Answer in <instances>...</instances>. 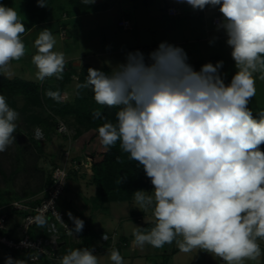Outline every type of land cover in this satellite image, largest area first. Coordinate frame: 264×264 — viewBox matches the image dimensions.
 Here are the masks:
<instances>
[{
  "label": "clouds",
  "instance_id": "1",
  "mask_svg": "<svg viewBox=\"0 0 264 264\" xmlns=\"http://www.w3.org/2000/svg\"><path fill=\"white\" fill-rule=\"evenodd\" d=\"M193 10L219 7L222 30L237 69L230 84L219 74L223 61L204 64L199 71L187 63L181 47L167 42L149 53L129 52L126 62L108 73L88 69L84 83L94 101L117 108L116 120L97 129L100 143L120 150L143 168L153 185L152 194L133 193L141 211L151 209L154 226L135 227L133 245L162 248L174 241L182 253L204 251L224 264H259L264 241V112L253 117L248 104L256 95V76L264 80V0H179ZM85 5L95 0H82ZM47 7L46 0H37ZM26 27L17 11L0 4V73L26 54L21 37ZM48 28L34 42L32 64L36 79H63L67 63ZM45 95L60 103L59 90ZM19 113L0 94V153L11 146ZM94 119H104L93 112ZM117 163H121L119 157ZM125 176L117 183L121 184ZM80 233L84 221L68 214ZM37 224L47 221L37 217ZM179 237V239H178ZM104 239H107L105 236ZM92 248L70 249L59 264H99ZM35 259V257H32ZM111 264H125L118 249L109 254ZM5 264H28L8 256Z\"/></svg>",
  "mask_w": 264,
  "mask_h": 264
},
{
  "label": "rangeland",
  "instance_id": "2",
  "mask_svg": "<svg viewBox=\"0 0 264 264\" xmlns=\"http://www.w3.org/2000/svg\"><path fill=\"white\" fill-rule=\"evenodd\" d=\"M105 1L109 3L108 7L87 14H76L72 11L75 9L69 6L68 0H53L45 8L46 11L32 15L26 9L23 0H0V4L14 8L28 27L21 37L26 47V54L19 61L11 62L7 73L0 74L10 78L20 76L32 79L39 84L47 83L54 90L61 92L63 101L73 104L81 101L88 108L94 107L96 102L90 95V89H81L79 97L76 95L78 73L82 65L77 66L76 63L67 61L63 73L68 70L76 72L69 82L64 79L57 80L55 77L46 78L43 82L36 79L37 69L32 64V56L36 53L34 42L40 31L48 28L56 40L54 51H62L65 57H68L69 53L81 55L84 52L90 54L98 52L92 54L86 61L96 65L106 63L114 68L126 60L127 54L132 52L133 45L156 43L158 47L160 43L167 42L185 51L188 57L187 63L195 71H199L206 63L215 65L223 61L219 74L226 85L230 84L237 69L231 57L232 50L226 43L225 33L213 29L212 26L214 15H219L221 18L218 6L193 10L187 3L179 0ZM171 3L179 6L182 11L180 15L170 16L166 13ZM124 8L129 11L133 20V26L129 29L117 24ZM66 15L69 16L65 17ZM43 18L47 21L36 25V21ZM209 27L212 29L206 32L205 29ZM63 28L65 31L62 30ZM206 35L209 38L199 40L195 38ZM193 37L195 40L190 41ZM255 76L256 95L248 104L252 112L264 110V80L259 79L258 73ZM0 94L6 97L9 106L19 113L17 128L13 133L15 141L5 152L0 153V205L13 199L42 197L46 192L48 175L55 165L65 162L64 151L70 147L72 153L75 150L82 158L83 163L71 173L64 192L65 204L68 205L73 217L84 219L88 223L89 229L81 232L93 230L92 238L95 242L93 241L90 247L97 246L98 250L93 254L98 256L99 264H111L109 254L114 248L119 250L125 264H160L165 258V249L167 251L178 249L175 241L159 249L146 244L141 250L133 245L134 228L141 227L146 221L154 220L151 209L141 211L135 205L134 198L105 202L99 204L100 207L94 211L98 207L94 199L96 186L92 182L88 161L84 156L91 147L82 145L84 139L93 132L91 125L77 121L73 113L62 114L49 106L43 89L37 95L40 100L37 102L34 98L23 94L1 91ZM37 117H41V120H37ZM60 121H64L67 125L66 132L58 128ZM152 190L153 187L144 189L149 195L152 194ZM132 209L139 210V214L137 216L131 214ZM76 212H79L81 217ZM89 214L91 216H88ZM67 218L69 219L68 214ZM103 230L111 234V240L100 241L99 235ZM17 233L19 230H16ZM60 240H63L60 249L62 254L70 249L83 248L84 245L82 240L76 241L66 235L61 236ZM259 243L264 253V241ZM8 256L24 259L28 264H59L60 261L50 263L42 259L32 262L25 252L12 251L0 245V264H5ZM166 262V264H224L220 258L213 257L207 252L194 250L186 254L179 249L171 254ZM246 264H255V262L247 261ZM259 264H264V255L260 257Z\"/></svg>",
  "mask_w": 264,
  "mask_h": 264
},
{
  "label": "trees",
  "instance_id": "3",
  "mask_svg": "<svg viewBox=\"0 0 264 264\" xmlns=\"http://www.w3.org/2000/svg\"><path fill=\"white\" fill-rule=\"evenodd\" d=\"M53 0H46L47 7L52 3ZM26 9L35 15H39L40 11H46V7H39L37 4V0H23ZM69 6H74L77 12H87L96 9L104 8L106 2H102L101 4H89L85 5L82 3V0H68ZM68 12V11H67ZM22 21V20H21ZM47 21L45 18L39 19L36 23ZM23 22V21H22ZM24 23V22H23ZM25 25V24H24ZM26 29L28 27L25 25ZM149 56H147L146 63H150ZM94 68L97 70L104 71L106 73L110 72V68L107 65L97 66L91 63L85 62L82 64L80 71L78 73V83H84L88 74V69ZM75 70H68L63 73V79L66 82L72 80V76L75 74ZM41 89L46 93L48 90L56 91L52 88V86L47 83L39 84L38 82L32 79L22 78L20 76L15 77H5L0 74V91L7 92L9 94H23L29 96L30 98H34V101H40L37 98V95L40 93ZM90 95L93 98V93L90 89ZM46 96V95H45ZM36 97V98H35ZM79 97V96H77ZM46 102L49 106L56 109L58 112L62 114L73 113L76 116L77 121H80L84 124L91 125L93 132L84 139L82 145H89L91 149L86 151L84 156L87 158L89 165V172L91 174L92 182L96 186V192L94 199L96 204H103L105 202L113 201V200H131L134 198L133 193L137 190L151 189L153 185L151 184L150 179L145 175L143 168L138 165L136 161L130 160L128 154L123 153L120 150L119 142H117L116 146L112 147L109 150H105V148L100 143L97 129L99 126H102L105 122H113L116 120V112L117 108H107L98 105L97 103L94 107L88 108L84 106L81 101H76V104H73L68 101H62L57 103L56 101L48 98L46 96ZM99 110L104 117V119H94L93 112ZM264 112L254 111L252 112L253 117L255 119H259V113ZM37 120H41V117H37ZM78 135V134H77ZM75 135V137L77 136ZM93 141L92 143H90ZM91 144V145H90ZM261 151H264V144L260 146ZM71 149V148H70ZM65 152V151H64ZM73 152V151H71ZM119 157L122 161L121 163L116 162V158ZM80 159L81 157L74 150L72 153V159ZM58 165V164H57ZM56 166V165H55ZM54 166V167H55ZM53 167V168H54ZM76 170L71 169L69 178L71 177V173H74ZM52 174L53 169L47 177V186L52 183ZM121 176H125L126 178L121 184H118L117 181ZM2 205V204H1ZM68 207V205L66 204ZM69 208V207H68ZM71 211V210H70ZM135 215L139 214V210H135ZM72 221V220H71ZM85 226L83 230L89 229L88 223L83 219ZM73 223V221H72ZM154 226V220H149L144 222L141 225V228L145 231L150 230ZM82 230V231H83ZM82 236L83 248L90 246L95 241L93 240V230L90 229V232H80ZM87 234V235H86ZM94 241V242H93ZM177 249H173L170 252L165 253V258L160 264H166V260L170 257L171 254L175 253ZM47 262H52L48 260ZM53 263V262H52Z\"/></svg>",
  "mask_w": 264,
  "mask_h": 264
},
{
  "label": "built area",
  "instance_id": "4",
  "mask_svg": "<svg viewBox=\"0 0 264 264\" xmlns=\"http://www.w3.org/2000/svg\"><path fill=\"white\" fill-rule=\"evenodd\" d=\"M169 13L176 15L180 13V10L176 7H170ZM219 20L220 17H214L213 24L217 25ZM119 24L127 28L131 26V21L124 17L119 20ZM58 128L63 132L68 130L64 121L59 122ZM64 154L65 162L53 168L52 183L47 186L42 197L38 199H13L0 205V245L12 251L21 250L25 252L32 262L42 259L58 261L66 255L69 251L62 254L60 250L63 243L60 237L63 235L80 241L79 233H74L73 236L68 234L69 229H72L74 224L67 218L70 210L65 204L64 192L68 184L70 170L77 169L83 160L82 158L79 160L72 159L70 147L65 150ZM61 198L64 199L62 204L59 201ZM13 215H18L17 229L19 233L17 234L10 226ZM37 217H43L47 223L42 227L39 226ZM105 236L107 239H104ZM99 238L100 241H108L112 239V236L107 232H101ZM87 248L92 247L88 246ZM92 249L94 252L98 250L97 246H93Z\"/></svg>",
  "mask_w": 264,
  "mask_h": 264
},
{
  "label": "crops",
  "instance_id": "5",
  "mask_svg": "<svg viewBox=\"0 0 264 264\" xmlns=\"http://www.w3.org/2000/svg\"><path fill=\"white\" fill-rule=\"evenodd\" d=\"M145 1H149V0H145ZM102 2H106L105 0H95V4H101ZM108 4L109 3H107L106 2V5L104 6V8L105 7H108ZM72 7V9H75V10H72V11H74L76 14H82V13H90V12H96V11H99V10H101V9H103V8H101V9H96V10H92V11H87V12H77V10H76V8L74 7V6H71ZM170 7H176V8H178L179 10H180V8H179V6L177 5V4H175V3H171V4H169V6L167 7V14L168 15H170V16H177V15H180L181 13H182V11L180 10V13L179 14H176V15H172V14H170L169 13V8ZM123 10V9H122ZM69 15H66L65 17H68ZM124 17H126V18H129V20L131 21V26L130 27H123V26H121L120 24H119V20H121L122 18H124ZM214 17H219V15H214ZM46 22V21H45ZM132 22H133V20H132V18H131V16H130V14H129V11H127L125 8H124V10L121 12V14H120V16H119V18H118V20H117V24L120 26V27H123L124 29H129V28H131L132 26H133V24H132ZM39 23H37L36 25H38ZM213 26V29H215V30H218L217 29V25H215V24H213L212 25ZM35 29V28H34ZM210 29H212V27L210 28H206L205 29V31L207 32V31H209ZM63 30V29H62ZM66 35H67V30H66ZM195 38H198V40L199 39H202V38H209V36L208 35H206L205 37L203 36V37H195ZM195 39H194V37L193 38H191L190 39V41H194ZM178 43L180 42V41H177ZM127 48H129V47H127ZM126 48V49H127ZM158 47H157V45H156V43H152V44H140V45H133L132 46V52H136V51H140L141 53H143L144 54V57H145V62H146V60H147V56H149V53H151V52H153V51H155L156 49H157ZM116 50H120V49H116ZM98 52H93V53H81V55H80V53L79 54H76V53H69V55H68V57H66V61H68V62H74V63H76V65L78 66V65H82L83 63H85V62H88V63H91V62H89V61H86L90 56H92V54H97ZM126 62V60H124L123 62H122V64L123 63H125ZM91 64H93V63H91ZM93 65H96V64H93ZM102 65H107L109 68H110V70H112V68H111V66L110 65H108V64H106V63H104V64H102ZM102 65H97V66H102ZM71 201H73V199H71ZM96 205V204H95ZM100 206L98 205V207H96L95 209H94V211L96 210V209H98ZM135 209H132L131 210V214L133 213V214H135ZM75 212V211H74ZM80 217H81V215H80V213L79 212H76ZM81 214H83L84 215V213H81ZM91 214V213H90ZM88 215V216H91V215ZM17 222H18V215H13L12 216V218H11V220H10V226L13 228V231L14 232H16V230H18L17 229ZM101 232H107L106 230H103V231H101ZM99 237H100V235H99ZM82 240V239H81ZM81 240H80V242H81ZM77 241V240H76ZM136 248H138V247H136ZM174 249V248H173ZM172 249V250H173ZM175 249H177V248H175ZM171 250V251H172ZM178 250V249H177ZM166 252H170V251H167V249H165V253ZM177 252V251H176ZM174 254V253H173Z\"/></svg>",
  "mask_w": 264,
  "mask_h": 264
},
{
  "label": "water",
  "instance_id": "6",
  "mask_svg": "<svg viewBox=\"0 0 264 264\" xmlns=\"http://www.w3.org/2000/svg\"><path fill=\"white\" fill-rule=\"evenodd\" d=\"M60 203L62 204L63 203V201H64V199L63 198H61L60 200ZM66 211H68V209H65ZM84 225H85V223H84Z\"/></svg>",
  "mask_w": 264,
  "mask_h": 264
}]
</instances>
